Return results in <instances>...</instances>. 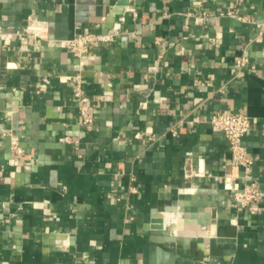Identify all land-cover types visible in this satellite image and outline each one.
Segmentation results:
<instances>
[{
	"label": "crops",
	"instance_id": "1",
	"mask_svg": "<svg viewBox=\"0 0 264 264\" xmlns=\"http://www.w3.org/2000/svg\"><path fill=\"white\" fill-rule=\"evenodd\" d=\"M236 5L0 0V264H264V0ZM116 23L82 59L59 43ZM218 111L251 120L256 213Z\"/></svg>",
	"mask_w": 264,
	"mask_h": 264
},
{
	"label": "built area",
	"instance_id": "2",
	"mask_svg": "<svg viewBox=\"0 0 264 264\" xmlns=\"http://www.w3.org/2000/svg\"><path fill=\"white\" fill-rule=\"evenodd\" d=\"M204 1V0H203ZM243 0H235L236 6L226 11L228 16L240 17L238 12L239 5ZM203 17H208L206 12H202ZM39 26V27H38ZM119 24L116 23L112 30L107 33H79L71 38L60 40V44L66 47L76 57L82 59L84 54L88 51L89 45L94 41H109L113 36L118 34ZM40 30V25L36 20H33L27 27V32L37 34ZM23 38V34H20ZM249 61L246 52H242L235 58V69L241 72ZM74 97L78 108L81 124L84 126L90 125L93 122L89 114L88 101L89 98L86 92L82 89L79 82L76 81L74 88ZM211 125L219 130L225 137L230 150V160L232 165L236 168L242 169V178L244 183L242 186L238 184H225V188L231 191V196L234 200L240 202L245 209L250 213H256L260 209L261 190L257 184L251 180V167L253 160L249 155L246 147L242 144V137L251 128V120L249 116L243 112H216L210 118ZM68 140V137H64ZM10 149L15 154H21L23 149L19 146L16 139L10 140ZM228 182L229 178H225Z\"/></svg>",
	"mask_w": 264,
	"mask_h": 264
},
{
	"label": "water",
	"instance_id": "3",
	"mask_svg": "<svg viewBox=\"0 0 264 264\" xmlns=\"http://www.w3.org/2000/svg\"><path fill=\"white\" fill-rule=\"evenodd\" d=\"M157 227H160V226H157Z\"/></svg>",
	"mask_w": 264,
	"mask_h": 264
}]
</instances>
